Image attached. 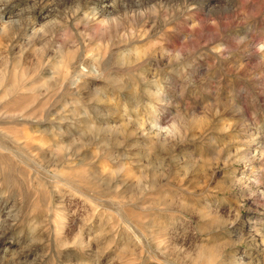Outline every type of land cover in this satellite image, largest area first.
Wrapping results in <instances>:
<instances>
[{"label":"rangeland","instance_id":"374dc122","mask_svg":"<svg viewBox=\"0 0 264 264\" xmlns=\"http://www.w3.org/2000/svg\"><path fill=\"white\" fill-rule=\"evenodd\" d=\"M0 264H264V0H0Z\"/></svg>","mask_w":264,"mask_h":264},{"label":"bare ground","instance_id":"6f19581e","mask_svg":"<svg viewBox=\"0 0 264 264\" xmlns=\"http://www.w3.org/2000/svg\"><path fill=\"white\" fill-rule=\"evenodd\" d=\"M43 13H41L40 15L42 16ZM31 26V25H30ZM260 148L256 147L255 151L256 152H252L249 154V157H246L245 159H247V162L249 163V165H251L253 168H255V166L257 164H259L263 158V155H260V157H258L259 153H260ZM248 154V153H247ZM258 155V156H257Z\"/></svg>","mask_w":264,"mask_h":264}]
</instances>
